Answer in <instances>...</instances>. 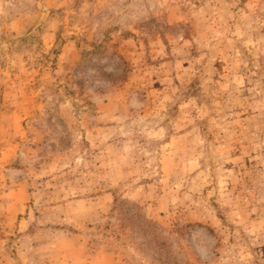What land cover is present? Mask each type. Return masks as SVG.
<instances>
[{"label":"rangeland","instance_id":"rangeland-1","mask_svg":"<svg viewBox=\"0 0 264 264\" xmlns=\"http://www.w3.org/2000/svg\"><path fill=\"white\" fill-rule=\"evenodd\" d=\"M0 264H264V0H0Z\"/></svg>","mask_w":264,"mask_h":264},{"label":"trees","instance_id":"trees-1","mask_svg":"<svg viewBox=\"0 0 264 264\" xmlns=\"http://www.w3.org/2000/svg\"><path fill=\"white\" fill-rule=\"evenodd\" d=\"M106 59L112 62L117 60L120 64L126 65L123 55H121L118 50H113L111 47H108L106 45V41L104 40L101 43L94 44L92 46V50L84 51L83 60L82 63L78 66L77 74H79L81 71L82 73H86L87 70H102L106 67L105 64L102 65V60ZM123 72H127V69H124ZM84 78L81 79L82 81L79 82V84L85 85ZM125 79L126 75H123L119 78L120 81H123ZM115 202L117 203L118 199H116ZM122 203L129 204L130 206L132 205L130 202L122 201Z\"/></svg>","mask_w":264,"mask_h":264}]
</instances>
